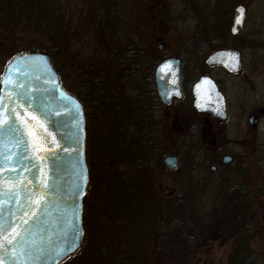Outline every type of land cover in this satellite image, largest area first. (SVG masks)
I'll list each match as a JSON object with an SVG mask.
<instances>
[{"label":"rangeland","instance_id":"374dc122","mask_svg":"<svg viewBox=\"0 0 264 264\" xmlns=\"http://www.w3.org/2000/svg\"><path fill=\"white\" fill-rule=\"evenodd\" d=\"M121 2L125 4L122 23L110 18L108 4L96 0L49 2L63 40L56 45V67L66 90L85 104L87 154L88 134L94 151L84 202L85 241L66 264H235L242 250L264 264V0ZM239 4L246 6L247 18L241 34L231 37ZM48 40L33 32L6 31L0 42V77L13 56L43 50ZM221 47L239 52L238 73L206 65ZM133 48L146 54L142 62L132 58L141 57ZM173 57L183 61L184 98L168 114L160 112L164 149L153 150L150 157L132 156L130 160H136L118 167L121 177L128 176L130 187L133 183L131 209L124 214L115 206L119 205L115 196L109 199L112 185L105 186L113 176L110 163L117 155L112 153L116 135L124 133L117 129L115 111L133 106L158 116L154 71L161 61ZM204 74L227 98L225 122L191 111L188 85ZM252 116L258 119L255 127L249 124ZM120 123L128 128L125 121ZM156 128L157 124L142 131L156 135ZM139 148L133 144L130 149L140 152ZM203 149L205 154L199 157ZM226 154L235 160L224 167L221 157ZM172 155L180 161L176 171L164 166V159ZM214 165L217 173L210 171ZM178 206H183L187 232L184 238L175 234L165 243L162 237L171 231V222L180 221L173 210ZM243 211L247 212L242 216ZM236 219L239 226H234ZM225 227L231 231L225 232ZM232 228L244 231L235 245Z\"/></svg>","mask_w":264,"mask_h":264},{"label":"water","instance_id":"95a60500","mask_svg":"<svg viewBox=\"0 0 264 264\" xmlns=\"http://www.w3.org/2000/svg\"><path fill=\"white\" fill-rule=\"evenodd\" d=\"M246 18V6L237 5L230 27L233 37L243 31ZM163 49L164 44H160L159 50ZM170 61L175 64V74L166 92L160 93L166 105L173 95L181 98L177 85L179 60ZM206 65L238 73L240 54L236 50L216 52ZM21 84L24 87H18ZM25 92L33 97L32 105H22L23 97L17 99ZM192 94L198 113H209L220 121L227 119L226 98L212 78L201 77L193 85ZM0 97L7 109L0 119L8 120L16 129L15 137L24 140L23 144L10 140L12 133L6 125L0 130V152L4 153L0 162L5 165L0 169V264H64L79 253L85 241L84 201L90 186L85 109L64 89L49 55L42 51L12 58L0 77ZM13 107L16 112L11 111ZM257 122L255 116L250 117L251 126ZM17 160L21 163H14ZM230 160L223 157L224 164ZM164 165L177 170L178 158L167 157ZM17 232L21 236H16ZM21 237L28 243L17 244ZM37 248H43V252ZM22 251L32 254L23 255Z\"/></svg>","mask_w":264,"mask_h":264},{"label":"trees","instance_id":"16d2710c","mask_svg":"<svg viewBox=\"0 0 264 264\" xmlns=\"http://www.w3.org/2000/svg\"><path fill=\"white\" fill-rule=\"evenodd\" d=\"M97 2H101L104 5L108 4L107 9L111 11V17L114 18V22L117 19L119 22H123V13L125 9V4L121 2V0H96ZM50 0H0V42L2 37L5 35L6 31L9 29H19L24 32H33L35 34H40L44 37H49L50 41L48 40V45L43 48V50H40L42 52H45L49 55L53 66L56 68L58 71L61 81L64 85V81L61 77V72L60 70L56 67V58L55 56L57 53L58 48L56 45L60 44L62 40V35L58 34L60 32L59 29V21L56 22V17H53V12L55 11V8L52 7V4L49 3ZM122 3V5L119 8V5ZM116 12L117 16L114 17L113 13ZM105 24V22H103ZM102 24V26H103ZM53 42V43H52ZM135 52H139L141 54V57L139 55L132 56V58L142 62L144 59V56H146L145 53H142L140 50H135ZM219 50H223L221 47ZM34 51V50H30ZM28 50L21 51L17 53L15 56L30 52ZM218 51V50H217ZM13 56V57H15ZM77 97V96H76ZM80 99V98H79ZM80 101L83 103V101L80 99ZM85 106V104L83 103ZM117 108H121L120 105L117 106ZM86 109V108H85ZM103 110L101 109V115L103 114ZM123 112V113H122ZM87 113V109H86ZM152 112L148 114L146 113L145 110H142L140 108V111H137V108L134 110L133 106L130 108V110H118L115 111V115L117 117V122L119 123V126L117 127L118 131L121 129V131H124V133L116 135V139L114 141V148H113V155L117 154L116 156L119 157V159L114 163V159H111L110 163V168H112L113 171V176L110 180L106 179L105 186L111 184V194L109 196V199L112 198L111 195L115 196V200L119 201V205L116 203L115 206L118 209H121L120 211L124 213L123 211H127V214L129 213L131 207H130V200H129V195L132 192L130 188H133L131 184L130 187V180L128 176L121 177L120 175V170L118 169L119 166L122 164H130L129 162H133L130 160V157L134 156L136 157L137 155H140L142 157L143 155L146 157H150L152 154V151H156L157 148L154 144V137L149 134L145 133V131H142V125L140 123L144 124V119L146 117H153L151 116ZM88 117V113H87ZM121 120L126 122V127L121 126ZM138 123V124H137ZM139 125V129L136 127ZM126 133V136L124 137ZM123 139V140H122ZM132 141H135L132 142ZM92 143V137L88 134V163L90 167H93V158H94V151L93 147L91 146ZM133 144H137L140 146L139 150L140 152H134L131 151L130 148L133 147ZM203 153H199V157H201V154H204V149L202 150ZM193 155L196 154V152ZM128 159H127V158ZM203 157V155H202ZM117 158V157H116ZM139 159V156L137 157ZM112 165V167H111ZM137 165V164H136ZM142 167L146 166V162H141L140 164ZM91 169V168H90ZM92 172V170H91ZM93 174V172H92ZM193 179V178H192ZM175 218L179 216L180 221H175L171 222L172 224L170 225V230L167 231V234L162 237V240H164L165 243H168L171 240H174L175 234H181V238H184V234L187 232L186 229L188 227V221L183 220L182 216L184 215L183 213V206L179 207L178 209H173ZM247 211H243V214H246ZM125 214V213H124ZM130 215V214H129ZM236 223L234 226H239L237 223V219L235 220ZM177 226L179 227L177 229ZM228 227H230L228 225ZM167 228V227H166ZM226 228V227H225ZM242 229V228H241ZM226 231H231L229 228ZM244 232L243 229L240 232L238 228L235 229L232 228V242H234V245L236 244L237 241H239V237L241 236V233ZM244 249V248H243ZM239 250V249H238ZM240 251V250H239ZM66 264V263H65ZM235 264H258L257 262L254 261L253 257L250 256L247 253V250H242L238 258L235 261Z\"/></svg>","mask_w":264,"mask_h":264},{"label":"flooded vegetation","instance_id":"af4514ba","mask_svg":"<svg viewBox=\"0 0 264 264\" xmlns=\"http://www.w3.org/2000/svg\"><path fill=\"white\" fill-rule=\"evenodd\" d=\"M164 50V49H163ZM162 50V51H163ZM161 51V50H159ZM171 59H178L179 60V66H178V88H179V91L181 93V98H177L175 97L174 95L171 97L170 99V102L169 104H165L162 99H161V95L166 92V86L168 84V81L174 76L175 74V64L174 63H169V62H172L170 61ZM182 59L180 58H176V57H173V58H167L163 61H161L155 68V74H154V79H155V85H156V93H154V100H155V104H156V108H157V111H158V116H153V113L151 114V116L153 117H146V119H144V124L140 123V125H142V128L144 130V128L147 126L148 127V130L149 129H152L153 127H155V124H157V128L154 130V132L158 133L156 135L154 134H151L153 137H154V144L157 148V150H163L164 149V146H166V140H165V137H163V134H162V130H161V119H160V112L161 114L163 115L164 113L163 112H166L167 114L172 111L174 109V106L177 104V102L179 101H182L183 98H184V93H183V90H182V87L180 85V70H181V66H182ZM208 67H220V66H214V65H211V66H208ZM221 68V67H220ZM223 69V68H222ZM224 70V69H223ZM228 74H232L230 72H228L227 70H225ZM204 76H209V75H202L201 77H204ZM199 77V79L201 78ZM149 79L151 80V78L149 77ZM197 79L192 85H188L189 87V96H190V99H191V111L194 113H196L198 116H209L211 117L212 119H214L215 121H218V122H225V121H220L218 118H215L214 116H212L211 114L209 113H198L197 110L194 108L193 106V94H192V87L193 85L199 80ZM220 89V88H219ZM221 91V90H220ZM222 92V91H221ZM161 93V95H160ZM224 94V93H223ZM225 96V95H224ZM226 98V96H225ZM226 103H227V98H226ZM148 114L150 113V111H147ZM146 112V113H147ZM227 112H228V103H227ZM227 118H228V113H227ZM148 132V131H147ZM150 134V133H149ZM168 139V137H167ZM205 149V148H204ZM207 150V148H206ZM206 152V151H205ZM205 154V153H204ZM172 156H175V155H172ZM224 156H229L231 158L230 160V163L228 164H224L223 163V157ZM223 157H221V164L224 166V167H227V166H230L234 163V156L232 154L230 155H224ZM177 157V156H175ZM178 158V157H177ZM178 162H179V165H180V161H179V158H178ZM215 168V169H212V168ZM179 169V168H178ZM177 169V170H178ZM210 171L212 173H217L218 172V166L214 165L212 167H210Z\"/></svg>","mask_w":264,"mask_h":264},{"label":"snow or ice","instance_id":"6c2138e0","mask_svg":"<svg viewBox=\"0 0 264 264\" xmlns=\"http://www.w3.org/2000/svg\"><path fill=\"white\" fill-rule=\"evenodd\" d=\"M18 87H24V85L21 84V85H18ZM21 97H23V99L21 100V104L22 105L27 106V105H32L33 104V97L29 93L25 92V93L18 94L17 99L20 100ZM19 106L20 105H17V107H19ZM37 110H39L38 106H37ZM5 111H7V109L3 106V98L0 97V114H2ZM11 111L12 112H16V107H13L11 109ZM57 115H59V112H57ZM17 118H19V114H17ZM31 119L35 120L37 118L35 116H32ZM5 125L7 126L8 131L10 133H12V136L10 137V140L11 139H15L16 143L23 144L24 143V140L22 138H16L15 137L14 134L16 132V129L13 127V125L10 124L8 122V120L0 119V130H2L3 129V126H5ZM29 134L33 136V140L35 141V134L32 133L31 131L29 132ZM34 147H35V144H34ZM3 155H4V153L3 152H0V156H3ZM25 158H27V157H25ZM14 163L19 164L21 162L19 160H17ZM4 166H5L4 163L0 162V169H3ZM21 167H23L22 164H21ZM45 187H47L46 184H45ZM2 191H3V189H0V192H2ZM27 198L28 199H31V197H27ZM35 203L36 204H39L40 203V200H36ZM33 215H35V213H33ZM25 223H27V221H25ZM15 235L16 236H21V233L17 232V233H15ZM8 243L11 244L12 241L9 240ZM27 243H28V241H26L23 237H21V239L19 241H17V244H27ZM0 247H3V245L0 244ZM15 247H16V245L13 244V249H15ZM37 251L43 252V248H37ZM21 254H23V255H31L32 253H31V251H27V252L22 251Z\"/></svg>","mask_w":264,"mask_h":264}]
</instances>
